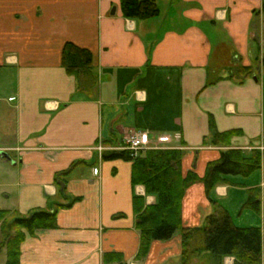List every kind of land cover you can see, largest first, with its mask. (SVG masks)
I'll list each match as a JSON object with an SVG mask.
<instances>
[{"label": "crops", "instance_id": "crops-1", "mask_svg": "<svg viewBox=\"0 0 264 264\" xmlns=\"http://www.w3.org/2000/svg\"><path fill=\"white\" fill-rule=\"evenodd\" d=\"M156 2L159 16L134 20L120 0H0V209L55 215L54 227L26 235L20 264H103L111 252L126 264H181L178 232L136 259L132 200L156 197L132 185L130 161L102 157L127 133H141L145 150H185L182 171L199 176L228 147L263 152V0ZM66 42L92 52L91 77L62 66ZM239 64L253 75L206 85L208 72ZM211 123L241 132L228 146L204 144ZM225 178L209 195L188 187L183 226H201L212 200L234 224L262 225L244 205L254 187L263 199L264 155L249 176Z\"/></svg>", "mask_w": 264, "mask_h": 264}, {"label": "trees", "instance_id": "trees-1", "mask_svg": "<svg viewBox=\"0 0 264 264\" xmlns=\"http://www.w3.org/2000/svg\"><path fill=\"white\" fill-rule=\"evenodd\" d=\"M120 6L123 16L128 19L144 20L160 14L156 0H120ZM262 10L264 12V0ZM92 63L93 55L89 49L72 42L64 44L62 66L69 74L91 77ZM261 63L264 66V52ZM253 72V65L241 64L227 68L225 75L208 72L206 85L225 78L241 83ZM240 132L238 129L219 132L211 123V136L204 144L228 146L231 138ZM184 154L185 150L179 148H149L135 157L128 150H111L102 155L107 160L130 161L132 185H142L146 194L156 197L155 203L149 205H145L143 196L134 195L132 200L135 227L139 233L136 259L146 257L153 241L167 240L178 232L181 264H225L226 257L233 258L231 264H264V189L262 200L259 188L250 189L244 205L262 213L261 226L234 224L228 211L213 200V211L201 226L185 227L182 223V201L188 187L200 182L209 195L217 184L226 182V176H249L260 169L264 150H253L246 155L241 149L228 147L217 159L207 162L202 176L193 171H182ZM54 217L53 213L39 209L25 215L0 209V250H5V264H20V247L26 235L37 229L54 227ZM102 261L103 264H126L121 254L112 252L104 253Z\"/></svg>", "mask_w": 264, "mask_h": 264}, {"label": "built area", "instance_id": "built-area-1", "mask_svg": "<svg viewBox=\"0 0 264 264\" xmlns=\"http://www.w3.org/2000/svg\"><path fill=\"white\" fill-rule=\"evenodd\" d=\"M142 134L139 132H130L126 135L125 145L123 146L124 150H128L131 152V156L135 157L139 151L143 150L144 144L142 140ZM263 147H260L262 149ZM101 150V147H99ZM97 168H94V173L97 174Z\"/></svg>", "mask_w": 264, "mask_h": 264}, {"label": "rangeland", "instance_id": "rangeland-1", "mask_svg": "<svg viewBox=\"0 0 264 264\" xmlns=\"http://www.w3.org/2000/svg\"><path fill=\"white\" fill-rule=\"evenodd\" d=\"M227 66H228V65H227ZM227 66H224V68H223L222 71H221L222 73L226 71ZM228 68H229V67H228ZM127 134H128V133H127ZM127 134H126V135H127ZM235 219H237V217H235ZM241 220L244 221V220H245V217H242ZM239 222H240V221H239ZM239 222H238V223H239ZM240 223H242V222H240ZM4 261H5V252H4V249H1V250H0V264H4Z\"/></svg>", "mask_w": 264, "mask_h": 264}]
</instances>
